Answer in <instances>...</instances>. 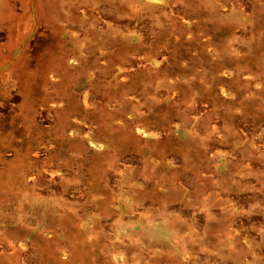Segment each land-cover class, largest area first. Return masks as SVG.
<instances>
[{"label":"rangeland","instance_id":"1","mask_svg":"<svg viewBox=\"0 0 264 264\" xmlns=\"http://www.w3.org/2000/svg\"><path fill=\"white\" fill-rule=\"evenodd\" d=\"M0 264H264V0H0Z\"/></svg>","mask_w":264,"mask_h":264},{"label":"bare ground","instance_id":"2","mask_svg":"<svg viewBox=\"0 0 264 264\" xmlns=\"http://www.w3.org/2000/svg\"><path fill=\"white\" fill-rule=\"evenodd\" d=\"M3 121V120H2Z\"/></svg>","mask_w":264,"mask_h":264}]
</instances>
